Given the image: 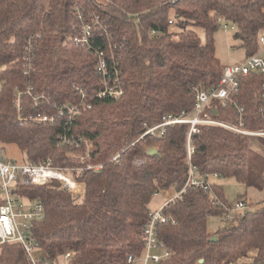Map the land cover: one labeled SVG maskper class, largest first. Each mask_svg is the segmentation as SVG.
I'll return each mask as SVG.
<instances>
[{
    "label": "trees",
    "instance_id": "1",
    "mask_svg": "<svg viewBox=\"0 0 264 264\" xmlns=\"http://www.w3.org/2000/svg\"><path fill=\"white\" fill-rule=\"evenodd\" d=\"M222 20L232 24L235 38L251 55L264 32V0H0V143L18 145L27 162L83 166L72 155L83 153V145L59 144L67 131L70 137L90 140V162L104 163L99 170H66L83 185L81 195L69 192L58 179L18 183V193L44 203L46 214L34 223L32 233L51 261L59 263L71 251L70 264H132L130 256L143 254L140 235L151 199L162 190H182L190 165L201 173L218 172L263 188L264 137H257L258 150L250 136L202 125L192 135L190 155V125L176 124L162 138L132 144L146 125L159 123L164 115L191 114L197 90L218 84L225 66L217 57L214 34ZM83 24L92 26L88 47L73 43ZM196 28L204 31V42ZM96 49L105 51L111 68L112 60L118 63L122 96L95 94L102 82ZM27 56L29 74L24 72ZM75 84L87 88L91 107L71 123L59 115L53 123L30 119L38 111L55 114L54 101L79 100ZM262 84L258 73L241 80L238 98L253 129L264 128ZM29 85L50 103L37 109L30 95H24L25 119L20 120L16 94ZM213 106V117L235 121L233 106L218 101ZM149 147L158 154L150 155ZM122 150L119 163L109 162ZM136 156L144 162L133 164ZM222 188L218 183L209 191L187 186L163 206L169 220L159 225L158 236L171 255L158 264H231L253 249L255 262L264 261V205L248 210L238 224L208 231V216L227 211ZM0 264L31 262L20 244L5 243L0 245Z\"/></svg>",
    "mask_w": 264,
    "mask_h": 264
},
{
    "label": "built area",
    "instance_id": "2",
    "mask_svg": "<svg viewBox=\"0 0 264 264\" xmlns=\"http://www.w3.org/2000/svg\"><path fill=\"white\" fill-rule=\"evenodd\" d=\"M173 24L172 20L170 21ZM227 26V25H226ZM92 36V26L83 24L81 28V36H76L73 41L76 44H83L90 46V39ZM95 58H97V72L102 77V82L96 95L101 98H118L125 92L123 81L121 78V71L118 68V63L112 60V68L108 64V58L105 51L102 49L95 50ZM29 63L25 66V74L30 73L31 69V56L28 57ZM258 73L263 77V84L261 89V96L264 99V32L259 36V44L257 50L246 57V59L239 64L227 65L224 67L222 75L217 85L212 86L210 89H198L196 102L191 114L184 111L176 115L169 113L163 116L159 123L154 125H146L145 130L141 137L138 138L133 145L140 139L148 136L152 139H158L165 136L169 126L176 124H189L188 136V150L191 155L194 152V147L191 145V138L193 134L200 133L202 125H212L223 127L231 132L260 136L264 137V128L258 131L250 130L247 128L245 117V108L240 104L239 93L241 80L243 77L251 74ZM74 90L79 94V100L74 102H65L63 104H55L58 106L57 114L51 115L38 111L37 115L30 117L31 120L36 122H55L56 117L65 116L67 123H71L82 111L83 108L91 107L88 103V90L84 85H75ZM24 95H32L33 105L35 108H41L42 101L49 102V97L45 94H32V86L26 90L17 91L16 107L18 109V118L24 120L25 117L21 112L22 98ZM213 101H218L222 106L231 105L236 109V118L234 122L221 120L215 118L211 114V109L217 111L213 106ZM71 143L77 146L83 145L87 147L86 155H78L81 161L87 164L88 169L99 170L103 164H93L88 161L90 156L91 143L84 137L75 138L69 136L66 131L60 136L59 144ZM124 150L114 154L110 161L118 163L121 160ZM134 162L139 165L144 162L142 158L135 157ZM211 176L219 177V173H201L199 170L190 165L189 177L186 186L173 194L171 198H178L186 190L187 186L200 187L205 191L211 190ZM55 179L64 182L65 188L72 192L82 193L80 185L76 179L68 175L63 168H54L50 164H36L33 162L18 163L6 157L4 150L0 147V245L5 243H18L26 251L31 264H62L51 261L44 255L38 241L32 233L34 223L43 219L46 211L42 200L30 199L22 196L17 192L18 183L23 184H46ZM82 186V185H81ZM227 216L230 217V210L227 209ZM246 210L244 201L239 200L232 205V213H243ZM232 218V217H231ZM169 220L161 207L158 210L149 212L146 222L143 226L140 238L143 243V254L140 256H130L129 262L132 264H158L161 260L171 255L170 249L166 247L163 241L159 239L158 227L160 224ZM36 250H41V255L36 256ZM155 250L163 251L162 254L154 252ZM71 251H67L62 260L64 264H70Z\"/></svg>",
    "mask_w": 264,
    "mask_h": 264
},
{
    "label": "rangeland",
    "instance_id": "3",
    "mask_svg": "<svg viewBox=\"0 0 264 264\" xmlns=\"http://www.w3.org/2000/svg\"><path fill=\"white\" fill-rule=\"evenodd\" d=\"M196 30L200 36L201 41L204 42L205 41L204 31L201 28H196ZM235 31H236L235 28L232 27V24H230V22L222 20L220 22V26L218 27V29L215 31V34H214L216 54H217V57L220 59L221 64L224 66L242 63L246 59V57L249 56V55H246L244 47L241 46V44H240V40L235 38V36H234ZM77 36H81V34L77 35ZM73 43H75V42L73 41ZM76 45L84 46L83 44H76ZM86 47H88V44L86 45ZM93 52L95 54V51H93ZM28 57L29 56H27L26 64L29 63ZM27 67L25 66V69ZM96 67H97V62H96ZM31 70H32V62H31L30 72H31ZM29 84L32 85V83H29ZM31 85H29V86H31ZM75 85H79V84H75ZM1 86H2V82L0 81V88H1ZM32 86H34V85H32ZM73 91L76 92L77 95L79 96L77 90H73ZM34 93H37V92H35L33 90V87H32V94L34 95ZM30 97L32 99V95H30ZM43 103L45 104L44 101H42V104ZM63 103H65V102L57 103L54 101L53 105L55 106L56 110L58 111V106H56L55 104L60 105ZM88 108H90V107H88ZM43 113H45V112H43ZM55 114H57V112ZM51 115H54V113H52ZM247 128L250 130H254V131L260 130V129H253V128L249 127L248 125H247ZM236 134H239V133H236ZM241 135H244V134H241ZM245 136L252 137L253 138L252 139L253 146L256 149L260 150V146L258 144V139H257V137H260V136H252V135H245ZM146 137H148V136H146ZM150 139H152V138H150ZM88 141H90V140H88ZM0 145L3 146L2 148L4 150V153H5L6 157H8L9 159H12L18 163L27 162L25 152L18 145H16V144H1V143H0ZM84 148H85V150L83 153H77V154L73 153L72 155L76 158H78V155H86L87 154V147L84 146ZM90 154H91V149H90ZM139 158H142V157H139ZM78 159L80 160V158H78ZM134 159H135V157H134ZM134 159L132 160L133 164L139 165L138 163L134 162ZM88 161L90 162V156L88 157ZM81 162H83V166H80V167L70 166V167L63 168V169H65V171L68 170L69 172H72V171L78 170V169H81V170L86 169L87 164L84 161H81ZM109 162H111V161L109 160ZM99 164H103V166H104V163H99ZM216 173H218V172H216ZM209 181L211 182V186H212V183H218L220 186L223 187L222 189L224 190L225 199L228 203V205H225V206L231 212L230 217L227 216V213H226L227 211L224 214H217V215L213 214V215L208 216L207 229L211 233H215V232L223 230L227 227L238 224L240 222L239 218L244 213H246L248 210L249 211H256L259 207L264 205V186L261 189L256 188L254 186H249L248 184H246L245 182L241 181L240 179H238L237 177H234V176H219V177L211 176L209 178ZM78 183L81 184L80 182H78ZM35 184H37V183H35ZM81 185H80V188L82 191L83 185L82 186ZM167 191L172 192L170 197H172L174 193L178 192V191H175L173 189H170ZM78 194L81 195L82 193L78 192ZM170 197H167L165 190L160 191L158 194L153 196V198L151 199L150 206H149V207H151L150 211L158 210L161 207H163L168 201L175 199V198L170 199ZM239 200H242L245 202V204H246L245 212H243V213H239V212L232 213V211H231L232 205L235 204L236 202H238ZM154 252H157L159 254L163 253V251H159V250H155ZM256 253H257V250L253 249L250 252L248 257L241 258L238 261L231 263V264H264V261L257 262V263L255 262L254 258L256 256ZM35 254H36V256L39 257L41 255V250H39V251L36 250ZM60 263L64 264V261L60 260Z\"/></svg>",
    "mask_w": 264,
    "mask_h": 264
},
{
    "label": "water",
    "instance_id": "4",
    "mask_svg": "<svg viewBox=\"0 0 264 264\" xmlns=\"http://www.w3.org/2000/svg\"><path fill=\"white\" fill-rule=\"evenodd\" d=\"M148 153H149L150 155H156V154H158V151H157L156 148H154V147H149V149H148ZM216 239H217V237H213V238H212V240H216ZM200 262H203V259H201Z\"/></svg>",
    "mask_w": 264,
    "mask_h": 264
},
{
    "label": "crops",
    "instance_id": "5",
    "mask_svg": "<svg viewBox=\"0 0 264 264\" xmlns=\"http://www.w3.org/2000/svg\"><path fill=\"white\" fill-rule=\"evenodd\" d=\"M163 192H164V191H163ZM165 192H166L167 197H170V196H171V193H172V192L167 191V190H165ZM149 206H150V205H149ZM150 209H151V207H150Z\"/></svg>",
    "mask_w": 264,
    "mask_h": 264
}]
</instances>
